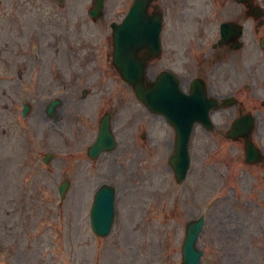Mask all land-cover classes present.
Listing matches in <instances>:
<instances>
[{
	"label": "rangeland",
	"instance_id": "374dc122",
	"mask_svg": "<svg viewBox=\"0 0 264 264\" xmlns=\"http://www.w3.org/2000/svg\"><path fill=\"white\" fill-rule=\"evenodd\" d=\"M104 1L111 6L116 2ZM50 2H55L54 12ZM166 2L175 34L183 20L184 29L194 31L200 24L196 16L201 18L207 8L203 0ZM89 6L90 0H0V264H180L184 224L200 214L205 217L197 241L201 264H264V171L244 163L240 142L223 134H194L190 168L178 183L167 163L173 136L157 115L144 119L141 115L134 131L123 130L128 110L118 106L112 118L116 147L93 160L80 157L95 135L86 113L91 112L99 90H91L83 101L64 102L53 118H40L36 103L25 121L26 129L17 128L20 85L40 83L44 88L54 78L63 80L69 74H81L83 81L96 80L100 61L93 48L95 29L85 16ZM185 11L189 12L186 18ZM30 32L38 36V50L33 56H12L14 45L26 44ZM83 33L91 52L88 62L83 54L79 59L67 54V39L77 35L74 45L84 38ZM21 61L26 70L19 80L16 68ZM220 71L228 73L225 66ZM116 78L114 85L122 84ZM112 83L100 88L104 99L111 94ZM123 88L125 94L129 88ZM122 98L125 103L131 98L133 111L136 107L144 112L133 102V95L122 94ZM13 100L15 106H11ZM87 102L81 114L71 112ZM227 113L223 110L213 116L220 129L228 127ZM258 123L257 140L264 146V115L259 114ZM142 129L147 136L139 139ZM64 138L68 145L73 142L78 154L62 162L69 184L61 199L57 190L61 162L53 158L47 166L56 180L42 163L31 161L35 167L30 169L26 145L32 143V150L39 152L59 153L67 148ZM27 171L31 176H23ZM102 183L116 188L115 218L106 237L96 236L89 224L92 195Z\"/></svg>",
	"mask_w": 264,
	"mask_h": 264
},
{
	"label": "flooded vegetation",
	"instance_id": "af4514ba",
	"mask_svg": "<svg viewBox=\"0 0 264 264\" xmlns=\"http://www.w3.org/2000/svg\"><path fill=\"white\" fill-rule=\"evenodd\" d=\"M169 1L172 2L173 0ZM203 1L207 4L206 12L201 15V18L196 16L200 24L196 26L194 31L188 33V28L191 29L192 27L184 29L185 21L183 20L182 23L180 22L176 25L179 27L177 34L174 33L172 27L173 22L171 21L170 26L168 21L170 16L169 9L171 8L166 0H154L148 4L145 16L153 18L159 12L163 14L159 32L160 52L156 54L152 50H147V48L152 47L150 44L140 45L135 50L136 53L142 54L146 52L148 55V61L146 62L148 78L154 80L160 72L169 70L177 75L179 86L185 92H189L194 84H200L204 87L208 98L218 99V105L235 102L234 105L229 106L230 109L233 108L232 112H229L230 117L233 113H260L261 110H264V19L248 16V4L246 3H239L234 0ZM253 4L264 10V0H254ZM202 5L200 3V6ZM184 14L186 18L189 12L185 11ZM120 15L121 12H118L115 18L117 22L122 18ZM225 21L232 22L234 25L228 29L226 38L220 41V27L221 23ZM107 23V20H101L98 23V34H104ZM107 29L110 35V28L107 27ZM17 30L19 31V29ZM132 30L134 32L148 31V37L152 39L155 28L153 26L145 29L135 27ZM7 31L9 32V30ZM74 38L68 43L67 54L72 56L71 53H74V57L77 59L83 54L86 56L84 62L90 61L87 60L88 54L91 53L88 51L87 39L82 38L79 40L80 42H76L73 45L72 42L76 41L77 35H74ZM25 42L26 44L22 47L20 44L14 45L12 56L15 57L23 53H29L33 56L39 46L37 34L30 32ZM103 44L97 50L94 46V51L97 52L99 59H107L109 61L112 55V40L103 41ZM51 57L55 58L54 56ZM65 59H68V56ZM20 63L21 67L17 68L19 80L23 71L26 70L25 64L22 61ZM54 64L55 68H57L56 62ZM222 66L228 69L226 75L220 71ZM29 79L33 81L30 76ZM79 84L66 76V78L59 81L54 78L48 84V87L40 88V83H35V86L31 87L32 83L28 82V87H20V85L18 89L27 88L28 97L34 102V105L38 103V116L45 119V117L53 118L58 115V108L63 104L61 101L59 105L51 109L50 113L47 112L50 101L58 95L56 91L58 89L72 90L74 87L79 88L81 87ZM83 84L88 86L86 95L91 90L103 86L97 82H85ZM128 88L125 94L124 88L121 90L118 87L110 88L111 94L109 98L92 104V115L99 120L105 112H108L112 119L113 114L118 112V106H122V110H128L126 114L128 125H123L122 129L129 127L130 130L134 131V121L137 118V114L132 109L131 98L128 99V103H125L124 98H122V94L126 95L129 93V96L133 95L132 89ZM18 95L20 96L21 93ZM84 99L77 98L76 100L79 102ZM29 106L31 114L32 105L29 104ZM226 108L228 107L220 108L219 110ZM79 110L77 108L74 109L76 112H79ZM71 112L73 111L71 110ZM147 113L150 114L149 111ZM195 127L196 125L193 124L192 132ZM258 127L259 125H255L254 130H258ZM63 154H66V152H60L59 156L54 157L61 162V169L66 168L62 162L67 160V157L63 156ZM51 171L52 176L55 178V173L52 169Z\"/></svg>",
	"mask_w": 264,
	"mask_h": 264
},
{
	"label": "water",
	"instance_id": "95a60500",
	"mask_svg": "<svg viewBox=\"0 0 264 264\" xmlns=\"http://www.w3.org/2000/svg\"><path fill=\"white\" fill-rule=\"evenodd\" d=\"M97 5L100 3V0H96ZM118 60L120 63V72L121 76L127 81H135L136 85L139 84L140 87H135V92L140 100L145 103H148L150 107L155 110V112L166 114L169 120L172 122L177 121V116L175 114L176 110H178V100H179V92L176 83L168 76L163 77L164 83L160 86V88H144L142 87L143 76H144V67L143 64L137 60L140 66V72H132L131 63L128 61V58L123 55L118 56ZM169 81V84H165V81ZM153 87V86H152ZM171 87V88H170ZM153 90V94L150 96L149 91ZM151 90V91H152ZM177 126V125H176ZM236 130H239L240 133L243 132L242 122L239 120L236 124ZM245 130V129H244ZM233 134L234 131H232ZM106 134L108 137V145L106 149H111L114 146V141L112 134L110 132L109 122H106L101 126L99 137L95 146H98L99 141L103 134ZM186 144H187V135H184L181 130L178 129L176 134V148H179L181 152L182 164H183V172H185L188 166V158L186 152ZM252 146H247V156H252ZM104 148V147H103ZM178 154V150H176ZM178 167V166H176ZM114 189L108 185H102L96 192L91 208V223L95 232L100 235H106L111 227V223L114 217ZM196 223H191L186 231V239L185 244L183 245V260L184 264H198L196 259L192 258V255L195 251L194 237L195 234L189 232ZM200 226L195 228L198 231ZM197 255L200 254V251L196 250Z\"/></svg>",
	"mask_w": 264,
	"mask_h": 264
},
{
	"label": "bare ground",
	"instance_id": "6f19581e",
	"mask_svg": "<svg viewBox=\"0 0 264 264\" xmlns=\"http://www.w3.org/2000/svg\"><path fill=\"white\" fill-rule=\"evenodd\" d=\"M81 108H84V105H81V106H78L77 109H81Z\"/></svg>",
	"mask_w": 264,
	"mask_h": 264
}]
</instances>
